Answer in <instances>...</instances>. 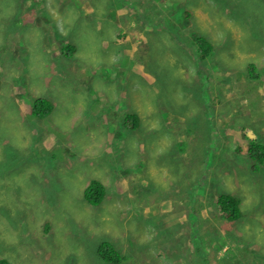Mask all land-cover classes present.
Returning a JSON list of instances; mask_svg holds the SVG:
<instances>
[{"label":"rangeland","instance_id":"rangeland-1","mask_svg":"<svg viewBox=\"0 0 264 264\" xmlns=\"http://www.w3.org/2000/svg\"><path fill=\"white\" fill-rule=\"evenodd\" d=\"M198 37L215 42L204 58ZM41 99L53 109L39 120ZM253 142L264 146V0H0V258L109 264L96 252L109 241L123 264H166L160 232L173 264H205L200 237L213 264H264ZM91 181L106 192L97 208Z\"/></svg>","mask_w":264,"mask_h":264},{"label":"trees","instance_id":"trees-1","mask_svg":"<svg viewBox=\"0 0 264 264\" xmlns=\"http://www.w3.org/2000/svg\"><path fill=\"white\" fill-rule=\"evenodd\" d=\"M235 2L233 3V6H234L233 9H235L236 7ZM32 7L34 8V5H32ZM195 42H196V45L198 47L199 53L202 58L211 54L212 46L207 41L206 38H203V37L195 38ZM71 51H75L74 47L72 44H68L67 46L63 47L62 55L65 54V56H70L72 55V53H70ZM52 109H53V105L50 102H48L47 100L41 99V100L34 102L32 114L34 117H37V119L41 120V119H44L50 116ZM248 154L251 159V162L255 163V166H254L255 170H257L258 165L264 164V146L263 145L258 144L256 142L251 143V147L248 150ZM16 163L17 161L14 158L13 159L10 158V163H9L8 168L11 169L13 166H16ZM20 166H21V163L19 164L17 168H20ZM105 194L106 192H105L104 186L100 182L91 181L84 190V199L89 205L93 206L91 208H97L100 205H102L103 203L102 201L105 197ZM219 203L221 205L220 213L222 212V214L225 215V217L224 216L223 217L226 220L231 222V221H237L240 219L241 213H240V210L237 208L236 203L229 204L228 200L226 201V199L223 197H221ZM229 207L232 210V212H230ZM48 229L49 228L47 227L46 231H48ZM157 233L159 235L158 238L161 241L159 245L161 246V254L163 258L165 259L166 264L167 263L173 264L174 260H179V257H180L179 251L176 253V255L173 254L171 251L172 246L170 247L166 245L169 242V240H165L162 237V233L160 232H157ZM202 239L203 237L195 239L193 255L195 258H199V257L202 258L201 261H203V263L205 264H209V261L211 264H213L211 261V258L212 259L215 258V255H212L211 253L208 252L207 246L204 247V245H202ZM177 245L178 243L175 244V248L179 249V246ZM44 250L45 248L42 246V252L38 253V256L45 257L43 253ZM96 252H97V255L102 260H104L106 263H109V264H123L125 260V258L116 250L115 246L109 241H101L96 248ZM183 260L184 262L178 261V263L176 264H194L193 260H188V258L185 256V253L183 254ZM0 264H12V262H10L8 259L0 258Z\"/></svg>","mask_w":264,"mask_h":264},{"label":"bare ground","instance_id":"bare-ground-1","mask_svg":"<svg viewBox=\"0 0 264 264\" xmlns=\"http://www.w3.org/2000/svg\"><path fill=\"white\" fill-rule=\"evenodd\" d=\"M229 23H230V22H229ZM232 23H233V22H232ZM230 25H231V24H230ZM226 27H227V26H226ZM233 27H234V26H233ZM230 28H231V27H230ZM224 29H225V28H224ZM231 30H232V29H231ZM234 30H235V29H234ZM226 31H229V30H226ZM237 31H238V30H237ZM218 33H219V32H218ZM218 33H217V34H218ZM221 33H222V32H221ZM223 33H225V32H223ZM233 33H234V32H233ZM237 33H238V32H237ZM240 33H241V32H240ZM214 34H215V33H214ZM219 34H220V33H219ZM219 34H218V35H219ZM225 34H226V33H225ZM243 34H244V33H243ZM243 34L241 35V38L243 37ZM229 35H230V34H229ZM233 35H234V34H233ZM224 36H225V35H224ZM215 37H216V36H215ZM234 37H235V36H234ZM203 38H205V37H203ZM232 38H233V37H232ZM232 38H231V39H232ZM239 38H240V37H239ZM209 39H210V38H209ZM218 39H219V38H218ZM235 39H236V38H235ZM242 39H243V38H242ZM242 39H241V40H242ZM247 39H248V38H247ZM233 40H234V39H233ZM244 40H245V39H243L242 42H244ZM212 41H214L213 38H212ZM212 41L210 40V42H212ZM218 41H219V40H218ZM231 41H232V40H231ZM210 42H209V43H210ZM233 42H234V41H233ZM240 42H241V41H240ZM245 42H246V40H245ZM214 43H215V42H214ZM214 43L212 42V44H214ZM210 44H211V43H210ZM235 44H236V42H235ZM244 44H245V43H244ZM239 45L241 46L240 43H239ZM245 45H246V44H245ZM245 45H243V46L245 47ZM247 45H249V44H247ZM234 47H235V46H234ZM238 47H239V46H238ZM241 47H242V46H241ZM246 47H247V46H246ZM246 47H245V48H246ZM242 49H243V47H242ZM234 50H235V49H234ZM236 51H237V50H236ZM242 51H243V50H242ZM240 53H241V52H240ZM246 53H248V52H246ZM227 54H228V53H227ZM230 54H231V53H230ZM235 55H236V53H235ZM235 55H233V56H235ZM244 55H245V54H244ZM248 55H249V54H248ZM76 56H78V55L76 54ZM233 56H232V57H233ZM236 56H237V55H236ZM236 56H235V57H236ZM225 57H226V55H225ZM225 57H224V59H225ZM250 57H251V56H250ZM254 57H255V56H254ZM257 57H258V56H257ZM233 58H234V57H233ZM237 58H238V57H237ZM226 59H227V58H226ZM231 59H232V58H231ZM231 59H230V60H231ZM241 59H242V58H241ZM233 61H234V60H233ZM238 61H239V60H238ZM226 62H227V61H226ZM231 62H232V60H231ZM239 62H240V61H239ZM241 62H242V61H241ZM243 62H245V61H243ZM243 62H242V63H243ZM242 63H241V64H242ZM223 64H224V62H223ZM224 66H227V65H224ZM222 70L224 71V69H222ZM232 71H233V70H232ZM232 71H231V72H232ZM224 72H225V71H224ZM231 72H230V73H231ZM223 74H224V73H223ZM225 74H226V73H225ZM229 75H230V74H229ZM254 79H255V78H254ZM255 80H256V79H255ZM91 83H92V82H91ZM97 83H99V82H97ZM91 85H92V84H91ZM94 87H95V86H94ZM97 87H98V86H97ZM97 87H95V88H97ZM99 88H100V89H103V88H101L100 86H99ZM96 90H98V88H97Z\"/></svg>","mask_w":264,"mask_h":264}]
</instances>
